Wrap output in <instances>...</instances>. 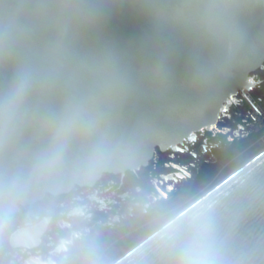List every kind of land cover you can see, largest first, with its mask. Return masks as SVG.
Masks as SVG:
<instances>
[{"label": "water", "instance_id": "1", "mask_svg": "<svg viewBox=\"0 0 264 264\" xmlns=\"http://www.w3.org/2000/svg\"><path fill=\"white\" fill-rule=\"evenodd\" d=\"M264 61V0H0V219L214 124ZM113 264H264V151Z\"/></svg>", "mask_w": 264, "mask_h": 264}, {"label": "flooded vegetation", "instance_id": "2", "mask_svg": "<svg viewBox=\"0 0 264 264\" xmlns=\"http://www.w3.org/2000/svg\"><path fill=\"white\" fill-rule=\"evenodd\" d=\"M263 147L264 61L211 126L175 146H157L145 164L103 172L93 183L47 193L2 216L0 264H104L161 227L215 175Z\"/></svg>", "mask_w": 264, "mask_h": 264}, {"label": "rangeland", "instance_id": "3", "mask_svg": "<svg viewBox=\"0 0 264 264\" xmlns=\"http://www.w3.org/2000/svg\"><path fill=\"white\" fill-rule=\"evenodd\" d=\"M258 152V149L254 150L253 152H251L248 156H245L243 159H240V161L237 162L236 165H233V167L230 170L224 171L222 173H220L219 175H215L214 179L212 178L207 185H205L204 187H202V189L197 192L195 195H193L190 199L187 200V202L191 203L193 200H195L201 193H204L206 190L210 189L211 187H213L214 185H216L217 183H219L223 178L227 177L229 174H231L237 167H239L242 163L246 162L249 158H251L255 153ZM202 191V192H201ZM198 194V195H197ZM197 195V196H196ZM196 196V197H195ZM191 200V201H190ZM189 203H183V205H181L180 207H178L176 210H174V212L172 213V216L174 215V213H176L177 210H179L180 208L182 209V207L186 206ZM180 209V210H181ZM178 212V211H177ZM171 218V217H170ZM142 237L137 238L134 242H138L139 240H141ZM131 246V245H130ZM129 247V246H128ZM124 248L123 250H121L118 254L113 255L111 257H109L107 259L106 262H104V264H109V262L113 259H116L119 255H121L122 253H124L125 251H127V248Z\"/></svg>", "mask_w": 264, "mask_h": 264}, {"label": "bare ground", "instance_id": "4", "mask_svg": "<svg viewBox=\"0 0 264 264\" xmlns=\"http://www.w3.org/2000/svg\"><path fill=\"white\" fill-rule=\"evenodd\" d=\"M262 151H264V147L254 156H252L251 158H249L246 162L242 163L239 167H237L232 173H234L235 171H237L240 167H242L243 165H245L247 162H249L250 160H252L254 157H256L259 153H261ZM231 173V174H232ZM231 174H229L227 177L223 178L219 183H217L216 185H214L213 187H211L210 189L206 190L204 193H201L195 200H193L191 203L187 204L185 207H183L181 210H179L178 212L174 213V215L169 218L165 223H168L169 221H171L174 217H176L177 215H179L182 211H184V209L188 208L189 206L193 205L195 203V201H197L199 198H201L203 195H205L206 193H208L211 189H213L214 187H216L218 184H220L222 181H224L225 179H227ZM164 223V224H165ZM162 227V226H161ZM160 228V227H159ZM158 228V229H159ZM158 229L152 231L151 233L147 234L146 237L142 240L139 241L138 243L135 244V246L132 248L134 249L137 245H140V243H142L146 238L150 237L154 232H156ZM131 249V250H132ZM129 251H125L122 255H120L115 261H113V263H115L119 258L123 257L124 255H126ZM111 263V262H110ZM109 263V264H110ZM111 263V264H113Z\"/></svg>", "mask_w": 264, "mask_h": 264}]
</instances>
